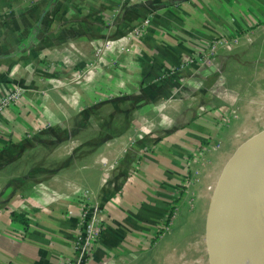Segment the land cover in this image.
<instances>
[{
    "label": "crops",
    "instance_id": "crops-1",
    "mask_svg": "<svg viewBox=\"0 0 264 264\" xmlns=\"http://www.w3.org/2000/svg\"><path fill=\"white\" fill-rule=\"evenodd\" d=\"M207 4L188 0L152 14V0H134L133 5L125 0H0V96L12 88L22 98L0 122V264H69L80 232L81 204L103 207L102 240L86 264H152L144 259L152 249L146 254L138 245L168 215V194L160 189H173L168 183L185 175L181 158L201 137L199 129L192 125L145 146L132 145L129 134L106 135L100 148L85 146L79 164L74 160L81 143L73 131L81 126L88 131L90 113L101 105L93 100L107 97L108 60L95 72L92 66L93 46L107 45L108 29L138 30L136 56L127 55L129 66L118 68L120 88H134L139 81L145 83L143 89L150 88L153 77L205 48L224 30L220 22L207 23ZM110 7L121 13L115 23L105 17L94 22L92 16ZM34 30L35 40L30 38ZM76 68H85L81 85L71 81ZM29 104L37 117L26 118L23 110ZM40 124L43 131L34 137L32 130ZM35 140L38 145H68L63 156L72 163L62 170L53 166L54 175L44 181L43 173L30 180L33 170L26 157ZM135 155L139 159L131 163ZM157 180L167 186L157 187ZM13 214L25 215L27 226L15 223Z\"/></svg>",
    "mask_w": 264,
    "mask_h": 264
},
{
    "label": "rangeland",
    "instance_id": "rangeland-1",
    "mask_svg": "<svg viewBox=\"0 0 264 264\" xmlns=\"http://www.w3.org/2000/svg\"><path fill=\"white\" fill-rule=\"evenodd\" d=\"M125 1L134 4V0ZM186 1L152 0V14L170 11ZM205 1L208 4L203 16L207 23L220 22L224 30L205 43V48L199 47L197 53L189 56L188 64L185 58L161 76L153 77L150 88L143 89L145 83L141 85V81L134 88H120L121 81H118L119 71L122 72L118 68L129 66L131 56L127 55L136 56L133 43L138 30L129 29L128 25L126 29L114 26L107 31V45L103 48L99 43L93 46L92 71L101 69L102 64L105 67L108 60L105 80L109 88H104L107 97L93 100V105H101H96L98 107L90 113L92 122L88 131L81 130L82 126L77 130L75 137L81 144L75 150L74 163L84 160L85 146L90 148L92 143L94 148H100L106 135L129 134L132 145L145 146L154 145L161 138L192 125L200 131L201 137L193 142L192 150L188 154L184 152L181 158L185 175L168 183L173 189L166 190L163 187L167 183L163 185L157 180V187L159 185L163 188L160 190L168 194L166 200L171 216L158 222L154 232H150L152 236L145 237L138 245L139 252L148 254L152 249L148 255L139 257L143 259L144 256L152 264H247L264 234V180L259 192L252 169L249 168L246 177H233L235 170L244 169L238 149L252 136L264 132V0H218L220 5L214 0ZM81 12L86 16L84 10ZM120 15L117 8L110 7L92 18L96 22L95 19L104 20L105 17L112 24ZM101 50L108 54L106 60H101ZM117 54L118 57H114ZM46 64L47 69L52 68V61ZM84 71L85 68H76L71 81L83 84ZM17 94L19 101L11 106L21 101V95ZM28 106L30 109L23 110L26 118L37 117L32 104ZM43 128L41 124L36 125L32 135L40 136ZM48 143L38 145L35 140L29 145L31 150L26 157L29 170L44 168L41 181L49 178L53 166L65 169L63 166L69 159L63 156L68 145L59 148ZM138 159L135 155L129 161ZM80 207L78 212L84 210L83 219L90 222L94 230L96 224L104 227L102 206L81 204ZM221 207L226 211L237 210L238 236L235 240L225 237L218 240L216 232L209 229L210 220Z\"/></svg>",
    "mask_w": 264,
    "mask_h": 264
},
{
    "label": "water",
    "instance_id": "water-1",
    "mask_svg": "<svg viewBox=\"0 0 264 264\" xmlns=\"http://www.w3.org/2000/svg\"><path fill=\"white\" fill-rule=\"evenodd\" d=\"M240 162L244 164V169L235 170L233 177H246L248 170L252 169L251 174L258 180V191L264 180V132L252 136L247 142H245L239 149ZM250 168V169H249ZM250 173V172H249ZM252 178V176L250 175ZM227 192V194H229ZM237 210L226 211L223 207L216 211L212 220L208 224L209 229L216 232L218 240L225 238L236 239L238 236L237 225H238ZM215 237H212L214 241ZM247 264H264V234L257 244L256 251L248 259Z\"/></svg>",
    "mask_w": 264,
    "mask_h": 264
},
{
    "label": "built area",
    "instance_id": "built-area-1",
    "mask_svg": "<svg viewBox=\"0 0 264 264\" xmlns=\"http://www.w3.org/2000/svg\"><path fill=\"white\" fill-rule=\"evenodd\" d=\"M189 61L190 58H187L185 63L188 64ZM17 93L18 92H15L14 94L13 90L10 89V91L5 92V94L0 96V122L3 118L8 116L7 110L10 108L11 104L14 101H19V95ZM79 209H81V207ZM83 211L78 212L79 223L77 227L80 232L75 240V257L69 262V264H86L91 260L95 250L99 247L102 240L103 227H101V224H96L97 228L94 230L92 224L90 222L86 223L87 221L83 219L85 217ZM153 232L154 230L152 233ZM152 233H150L148 237H151Z\"/></svg>",
    "mask_w": 264,
    "mask_h": 264
},
{
    "label": "trees",
    "instance_id": "trees-1",
    "mask_svg": "<svg viewBox=\"0 0 264 264\" xmlns=\"http://www.w3.org/2000/svg\"><path fill=\"white\" fill-rule=\"evenodd\" d=\"M35 32V33H34ZM34 32H32L31 33V35H30V38H32V39H34L35 40V37H36V31L34 30ZM33 41V40H32ZM29 42H31V41H29ZM28 45H29V43H28ZM27 45V46H28ZM76 133H77V131L76 132H74L73 131V135H76ZM95 149V148H94ZM72 163V161H70V160H68L65 164H64V166L63 167H68V165H70ZM35 166V165H34ZM33 166V167H34ZM43 169L44 168H42V167H37L36 168V170H33V172L31 173L30 172V174H29V176H30V180L31 179H35L38 175H40L41 173H45V171H43ZM38 171V172H37ZM55 173V171L53 172V171H51L50 172V174L51 175H53ZM170 216H171V212L170 213H168V215L164 218V219H166L167 218V220L170 218ZM12 219H13V221L15 222V223H20V224H22V225H24V226H27V219L25 218V215H23V214H13L12 215ZM163 219V220H164Z\"/></svg>",
    "mask_w": 264,
    "mask_h": 264
}]
</instances>
